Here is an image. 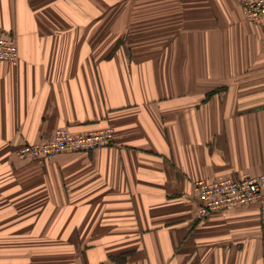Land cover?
Instances as JSON below:
<instances>
[{
    "label": "crops",
    "instance_id": "crops-1",
    "mask_svg": "<svg viewBox=\"0 0 264 264\" xmlns=\"http://www.w3.org/2000/svg\"><path fill=\"white\" fill-rule=\"evenodd\" d=\"M243 1L0 0V264H264V189L201 218L194 188L264 172ZM60 127L114 142L18 156Z\"/></svg>",
    "mask_w": 264,
    "mask_h": 264
},
{
    "label": "built area",
    "instance_id": "built-area-1",
    "mask_svg": "<svg viewBox=\"0 0 264 264\" xmlns=\"http://www.w3.org/2000/svg\"><path fill=\"white\" fill-rule=\"evenodd\" d=\"M243 13L247 20L264 23V0H244ZM19 49L13 38L0 36V62H15ZM114 142L112 128L86 133H72L69 129H55L52 136L39 143H28L20 148L21 159L41 161L54 158L65 152L92 151ZM195 192L201 201L199 216L207 217L210 213L228 210L250 204L261 198L264 189V172L257 176L244 175L240 178H219L213 181L198 180L194 183ZM264 227V214L262 216Z\"/></svg>",
    "mask_w": 264,
    "mask_h": 264
}]
</instances>
